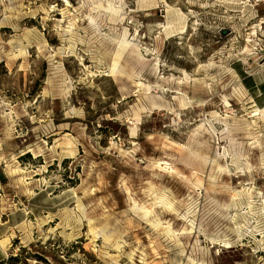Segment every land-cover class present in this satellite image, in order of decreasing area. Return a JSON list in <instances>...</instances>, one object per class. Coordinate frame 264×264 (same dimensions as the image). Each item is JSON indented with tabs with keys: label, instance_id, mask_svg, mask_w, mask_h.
Instances as JSON below:
<instances>
[{
	"label": "rangeland",
	"instance_id": "374dc122",
	"mask_svg": "<svg viewBox=\"0 0 264 264\" xmlns=\"http://www.w3.org/2000/svg\"><path fill=\"white\" fill-rule=\"evenodd\" d=\"M258 109L264 0H0V264H264Z\"/></svg>",
	"mask_w": 264,
	"mask_h": 264
},
{
	"label": "bare ground",
	"instance_id": "6f19581e",
	"mask_svg": "<svg viewBox=\"0 0 264 264\" xmlns=\"http://www.w3.org/2000/svg\"><path fill=\"white\" fill-rule=\"evenodd\" d=\"M66 3H68L67 1H65ZM110 5V4H109ZM113 6V5H112ZM106 9V8H105ZM171 9V8H170ZM107 10V9H106ZM109 11H111V13L113 12L114 13V16L116 15V16H118V14H119V9L118 8H114V7H109V9H108ZM167 10H169V9H167ZM169 12V11H168ZM167 12V13H168ZM184 20H183V18H181L180 20H178L177 22H175V21H172V20H170V19H167V21H166V24L165 25H163L161 28H162V40H165V39H168V38H170L171 37V35L173 34V33H176V31H183L184 30V28H185V25H184V23L185 22H183ZM125 46L124 45H122L121 47H120V50L122 49V48H124ZM120 55H121V53L120 52H118V54H117V56L116 57H114L113 58V60H112V65H111V69H110V74L112 75V77L113 76H116V75H122V72H121V69H120V67H118V59L120 58ZM125 76V75H124ZM128 77V76H127ZM130 77H128V79H129ZM131 79V78H130ZM133 85V84H132ZM135 87H136V89H138V90H143V88H144V85L142 84V83H136L135 84ZM133 88H134V85H133ZM213 106H215V105H213ZM152 107H159L158 105H157V103H155V102H153L152 103ZM141 109H143V108H141ZM258 115L259 114H264V109H258ZM135 115H137V114H135ZM169 165H171V164H169ZM167 163H162V164H160L159 165V167H160V169L163 171V172H166V173H170V174H176V171H175V169L173 168V167H170ZM157 205H159V206H161L163 209H166V210H168V211H172L173 210V206H172V204L167 200V198L166 197H162V198H159V199H157ZM143 211V210H142ZM149 213V211L148 210H144V214L145 215H147ZM157 226H160V224L158 223L157 224ZM166 228V227H165ZM166 231H165V233L166 234H169V235H171L172 234V232L169 230V229H165ZM7 244H8V241H7V239H5V240H2V241H0V248L3 250V251H5L6 250V246H7ZM134 264V263H133Z\"/></svg>",
	"mask_w": 264,
	"mask_h": 264
},
{
	"label": "water",
	"instance_id": "95a60500",
	"mask_svg": "<svg viewBox=\"0 0 264 264\" xmlns=\"http://www.w3.org/2000/svg\"><path fill=\"white\" fill-rule=\"evenodd\" d=\"M222 34L225 35L226 33L223 32Z\"/></svg>",
	"mask_w": 264,
	"mask_h": 264
}]
</instances>
